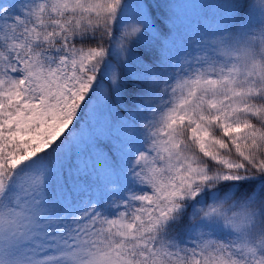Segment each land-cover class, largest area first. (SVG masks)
Listing matches in <instances>:
<instances>
[{
  "label": "snow or ice",
  "instance_id": "1",
  "mask_svg": "<svg viewBox=\"0 0 264 264\" xmlns=\"http://www.w3.org/2000/svg\"><path fill=\"white\" fill-rule=\"evenodd\" d=\"M0 264H264V0H0Z\"/></svg>",
  "mask_w": 264,
  "mask_h": 264
}]
</instances>
